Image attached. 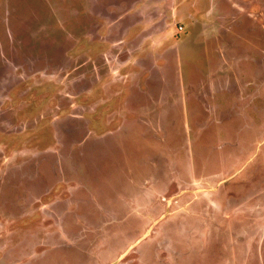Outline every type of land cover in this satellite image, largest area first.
Segmentation results:
<instances>
[{
  "label": "rangeland",
  "instance_id": "374dc122",
  "mask_svg": "<svg viewBox=\"0 0 264 264\" xmlns=\"http://www.w3.org/2000/svg\"><path fill=\"white\" fill-rule=\"evenodd\" d=\"M0 264H264V0H0Z\"/></svg>",
  "mask_w": 264,
  "mask_h": 264
}]
</instances>
